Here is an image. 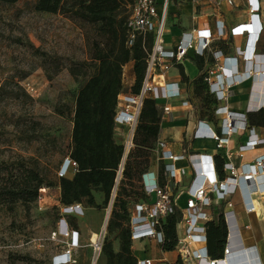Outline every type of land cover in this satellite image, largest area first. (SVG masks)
<instances>
[{
  "label": "built area",
  "instance_id": "1",
  "mask_svg": "<svg viewBox=\"0 0 264 264\" xmlns=\"http://www.w3.org/2000/svg\"><path fill=\"white\" fill-rule=\"evenodd\" d=\"M173 0H133L130 8L128 28L130 29V45L136 35H154V45L149 53L148 65L143 86L139 94L123 92L118 96L115 115V135L123 132L125 139L119 141L124 148L122 162L117 171L116 186L109 205L108 219L116 189L122 179L126 159L134 148V134L139 121L144 100L153 98L162 105L161 121L171 118L172 107L169 102L181 98L179 83L157 84V79L164 78L173 67L182 63L193 52L196 56L214 58L213 65L205 72V83L208 92L215 100L213 106L214 120L198 119L192 138L194 140L213 141L216 149L226 148L231 137L241 132L248 134V140L239 148L240 153L255 150L264 146V138L256 133V127L250 126L247 115L264 110V92L256 93L254 87L264 79V54L257 53L264 24L260 21L261 5L259 0H248L250 18L247 23L219 30L194 28L183 34L181 40L173 49H168L165 36L169 17V7ZM197 3V0L194 1ZM228 5H234L233 0H227ZM221 6V2L216 3ZM244 37V47H235V55L228 56L221 50L215 49V44L225 38ZM126 68V67H125ZM124 68V84H125ZM252 82L245 113L229 111L228 102L237 85ZM30 90V88H28ZM183 106L190 103L183 101ZM227 157L230 158L228 152ZM189 162L192 179L187 187L186 207L180 209L178 202L183 194L175 192L181 178L185 176L184 169L176 167L175 163L184 159ZM160 164H164V172L160 174ZM78 165L67 157L57 174V178L72 176ZM264 174V157H260L253 165H244L239 171L225 159L222 172L219 171L217 161L213 156L202 153H187L184 156L175 155L166 140L158 138L154 150V164L142 175V187L146 200L135 204L131 210L132 240L151 239L161 245L164 234L161 231L162 222L169 215L180 211L181 217L177 224L178 245L176 248L177 261L174 264H222L233 255V248L237 244V228L232 221L233 212H224L223 218L227 228V238L223 258L214 260L208 254L207 223L214 220L211 210L215 205L226 203L231 208L233 204L229 198L242 190L243 183L248 184L250 192L264 191V187L257 185V179ZM41 198V197H40ZM85 207L81 204L61 207V219L58 223L57 234L70 239L61 255L53 258L52 264H77L76 253L83 247L80 234L74 230L70 217H83ZM254 208L246 205V211L251 213ZM107 228L91 239L90 264H102V253ZM252 259L249 264H260L251 251ZM153 259H140L137 264H163ZM165 264V263H164Z\"/></svg>",
  "mask_w": 264,
  "mask_h": 264
},
{
  "label": "trees",
  "instance_id": "2",
  "mask_svg": "<svg viewBox=\"0 0 264 264\" xmlns=\"http://www.w3.org/2000/svg\"><path fill=\"white\" fill-rule=\"evenodd\" d=\"M20 0H0L13 5ZM133 0H36L35 10L41 13L64 14L96 28L103 38L94 41L90 62H79L69 68L75 78H85L78 90L72 113L71 146L68 158L78 165L69 177L58 179L60 208L81 204L97 211L108 209L116 186L117 171L123 159L124 148L115 135V115L118 96L123 92L139 94L143 86L148 57L154 45V35H136L130 45L128 20ZM195 63L204 68V58L197 56ZM132 64L134 82L125 86L124 68ZM180 67L182 81L189 84L184 67ZM205 72L192 81L194 95L199 101V118L214 120L215 100L208 92ZM0 87V93L3 90ZM64 116V112L58 110ZM250 126L264 128V110L249 113ZM161 132V112L158 103L151 97L144 100L134 134V148L129 153L122 179L116 189L111 214L107 224V235L115 234L119 242L116 252L113 242L105 239L102 259L105 264H137L133 253L131 210L146 195L142 187V175L154 164V150ZM222 172V162L217 163ZM20 169V168H19ZM22 173L11 172L8 181L0 184V204L22 202L27 209L41 197L40 191L53 184L41 174L37 164L22 166ZM160 174L164 164H160ZM94 193H102L98 204ZM180 211L169 215L162 222L163 252H174L178 245L177 224ZM71 224L73 222L70 220ZM75 226V225H74ZM208 254L222 259L227 238V228L222 217L207 223Z\"/></svg>",
  "mask_w": 264,
  "mask_h": 264
},
{
  "label": "rangeland",
  "instance_id": "3",
  "mask_svg": "<svg viewBox=\"0 0 264 264\" xmlns=\"http://www.w3.org/2000/svg\"><path fill=\"white\" fill-rule=\"evenodd\" d=\"M35 3H0V87L4 88L0 93V184L8 181L11 172L22 173V166L37 164L53 185L43 188L41 198L29 209L22 202L0 204V264H52L68 243L57 234L62 217L57 174L71 146L69 113L85 81L73 77L69 68L90 62L93 42L103 41L94 26L68 15L38 12ZM167 28V34L176 33L170 24ZM129 68H125V86ZM125 136L121 131L116 134L118 141ZM186 199H181V209L186 207ZM108 212L109 208L90 212L85 219L70 217L84 233L83 247L76 253L77 264H90L88 230L99 235L107 228ZM240 217L244 237L257 236L255 229L244 228L251 223L250 218ZM107 236L114 247L115 234ZM144 242L139 243L141 255L144 249L147 256L162 257L158 248Z\"/></svg>",
  "mask_w": 264,
  "mask_h": 264
},
{
  "label": "crops",
  "instance_id": "4",
  "mask_svg": "<svg viewBox=\"0 0 264 264\" xmlns=\"http://www.w3.org/2000/svg\"><path fill=\"white\" fill-rule=\"evenodd\" d=\"M194 1L195 0L172 1L169 7L167 26L170 24V28L176 30V33L172 36V34H167V30L169 29H166L165 42L168 49H173L181 40L183 34L189 33L194 28L216 31L224 26L228 30L234 26L247 23L250 18L248 0H233L234 5H228L226 3L227 0H197V4H195ZM217 2H221V6H217ZM259 3L261 5L260 21L264 24V0H259ZM245 41L246 39L244 37L225 38L215 44V49L223 51L228 56H234L235 47H244ZM257 53L264 54V31L258 45ZM196 57L197 56L193 52H190L182 63L173 65L164 78L160 77L157 79V84L159 86H163L167 83H179L182 92L181 98L173 99L169 102L172 107V116L164 122L161 121L160 138L168 142L169 148L177 156H184L187 153H202L213 156L217 163H223L226 159L227 162L233 164L240 171L244 165H253L258 158L264 157V146H260L252 151L247 150L244 153L239 152V148L248 140L247 133L241 132L234 135L231 137L229 145L221 150L216 149V144L213 141L194 140L192 138L197 120L200 119L198 112L199 101L194 95L192 81L198 78L203 72H206L214 63V58L209 54L204 58L203 70H200L195 63ZM179 66L184 67L185 73L190 79L189 84L182 81ZM187 66L191 71L187 69ZM133 82L134 75L132 73V64H130L127 85L131 86ZM260 82L261 83L254 87V90H256L255 92L258 94L264 92V79H260ZM251 86L252 82L247 81L237 85L233 89L234 93L228 102L229 111L235 113L246 112ZM183 101L189 102L190 105L183 106ZM163 104L164 102L158 103L161 115ZM256 133L260 138H264L263 127H256ZM228 152L230 153V158L227 157ZM175 165L180 169H184L186 173L185 176L181 178L180 184L175 192L183 194L181 199L183 197L188 198L186 191L192 179V171L189 162L184 158L178 160ZM261 174L262 175L257 179V185L264 187V174ZM250 188L248 184L243 183L242 190L237 191L229 198V201L233 204L231 208L227 207L226 203H221L220 205H215L210 211L214 220H217L219 217L223 218L224 212L232 211V221L238 230L236 239L237 244L233 248V255L222 264H249V260L253 257L251 251L255 253V257L259 260L260 264H264V191L258 193L250 192ZM94 195L97 203L101 204L104 199L103 194L94 193ZM181 199L178 202L179 208ZM246 205L253 207V212H247ZM84 212L83 219H85L90 212L96 213L98 211L93 208H85ZM239 213L248 216L251 220V223L244 226L245 230L255 229L258 233L257 236L247 235L244 237L242 219ZM73 228L79 232L81 242H83V229L79 224L78 226L73 225ZM88 231L91 242V239L94 238L96 234L91 228H89ZM67 240L70 241V239ZM144 241H146V243L150 242L154 247L158 248L162 257L156 258L147 256L144 249L141 255L139 252V243L145 244ZM132 249L137 260L153 259L164 262L165 264H174L178 258L176 251L170 253L163 252L157 241L151 239L134 240ZM114 250L116 252L119 250L118 241L114 243ZM102 264H105L104 260Z\"/></svg>",
  "mask_w": 264,
  "mask_h": 264
},
{
  "label": "bare ground",
  "instance_id": "5",
  "mask_svg": "<svg viewBox=\"0 0 264 264\" xmlns=\"http://www.w3.org/2000/svg\"><path fill=\"white\" fill-rule=\"evenodd\" d=\"M96 238H97V235H96ZM94 239V238H93ZM232 263V262H231Z\"/></svg>",
  "mask_w": 264,
  "mask_h": 264
}]
</instances>
